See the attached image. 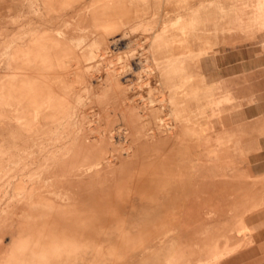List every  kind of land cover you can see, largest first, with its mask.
I'll list each match as a JSON object with an SVG mask.
<instances>
[{
  "label": "bare ground",
  "instance_id": "obj_1",
  "mask_svg": "<svg viewBox=\"0 0 264 264\" xmlns=\"http://www.w3.org/2000/svg\"><path fill=\"white\" fill-rule=\"evenodd\" d=\"M37 1L27 48L18 13L9 42L0 32V264H221L243 248L264 193L232 184L219 189L232 202H198L193 177L212 159L181 150L214 131L182 75L189 22L214 1L164 0L162 29L159 10L145 22L159 0Z\"/></svg>",
  "mask_w": 264,
  "mask_h": 264
},
{
  "label": "rangeland",
  "instance_id": "obj_2",
  "mask_svg": "<svg viewBox=\"0 0 264 264\" xmlns=\"http://www.w3.org/2000/svg\"><path fill=\"white\" fill-rule=\"evenodd\" d=\"M30 1L19 0V11L12 8L13 0L0 2V32L5 33L9 42L14 33L13 17L18 13L24 48L29 45V32L37 28L38 1L31 4ZM213 1L210 16L207 18L201 9L199 17L189 22L187 35L181 31L182 23H167L166 33L184 35L186 53L193 52L194 57H189L183 64L182 75L187 88L194 86L197 89L201 123L204 122V108L208 103L211 105L214 131L199 134L193 143L186 138L181 146L186 163L191 159L199 162L208 156L212 159L208 168L199 170L193 177L197 186L195 195L202 203L209 194H214V199L218 197L217 203L223 205L232 202L234 194L222 193L219 189L230 190L232 184H243L251 193L260 190L264 193V174L260 173L263 166L257 163L262 157L258 151L260 137L264 135V0ZM164 3L159 0V7L152 6L146 23L155 21L153 13L159 10L157 27L162 29ZM150 24L156 25L155 22ZM92 38L93 35H88V46L93 45ZM137 45L136 48H141V44ZM208 45L206 52L204 49ZM111 51L115 56L112 59H116L120 52L114 48ZM70 75L73 77V73ZM187 75L193 76L189 77L190 82H187ZM94 76H98L97 71ZM220 137L227 141L226 146L219 142ZM230 214V211L225 213V220ZM224 218H212L206 225L212 228ZM245 221L247 230L243 239L247 244L224 258L221 264H264V204L248 211ZM5 241L7 243L8 239ZM155 260L156 255L151 254L132 264H155Z\"/></svg>",
  "mask_w": 264,
  "mask_h": 264
},
{
  "label": "crops",
  "instance_id": "obj_3",
  "mask_svg": "<svg viewBox=\"0 0 264 264\" xmlns=\"http://www.w3.org/2000/svg\"><path fill=\"white\" fill-rule=\"evenodd\" d=\"M258 154L260 156H262L259 160H258V164H262L263 166V169L260 171V173L264 174V135L260 137V150L258 151ZM249 228H250V225L248 224ZM250 231H251V228H250ZM252 234V233H251ZM253 236V235H252ZM253 243H254V237H253ZM252 243V245H253ZM251 245V246H252ZM249 246L247 248V250L251 247ZM246 251V250H245ZM244 253V252H243Z\"/></svg>",
  "mask_w": 264,
  "mask_h": 264
}]
</instances>
